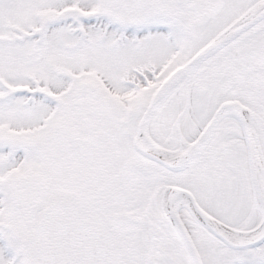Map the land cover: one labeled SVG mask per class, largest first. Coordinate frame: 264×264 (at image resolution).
I'll use <instances>...</instances> for the list:
<instances>
[{
	"label": "snow or ice",
	"instance_id": "1",
	"mask_svg": "<svg viewBox=\"0 0 264 264\" xmlns=\"http://www.w3.org/2000/svg\"><path fill=\"white\" fill-rule=\"evenodd\" d=\"M0 264H264V0H0Z\"/></svg>",
	"mask_w": 264,
	"mask_h": 264
},
{
	"label": "rangeland",
	"instance_id": "2",
	"mask_svg": "<svg viewBox=\"0 0 264 264\" xmlns=\"http://www.w3.org/2000/svg\"><path fill=\"white\" fill-rule=\"evenodd\" d=\"M8 258H11V257H8Z\"/></svg>",
	"mask_w": 264,
	"mask_h": 264
}]
</instances>
